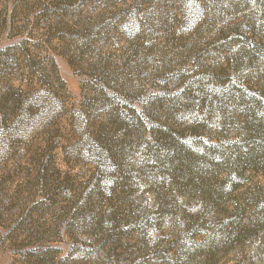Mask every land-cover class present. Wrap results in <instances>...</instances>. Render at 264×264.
Instances as JSON below:
<instances>
[{
  "label": "rangeland",
  "instance_id": "rangeland-1",
  "mask_svg": "<svg viewBox=\"0 0 264 264\" xmlns=\"http://www.w3.org/2000/svg\"><path fill=\"white\" fill-rule=\"evenodd\" d=\"M0 264H264V0H0Z\"/></svg>",
  "mask_w": 264,
  "mask_h": 264
}]
</instances>
